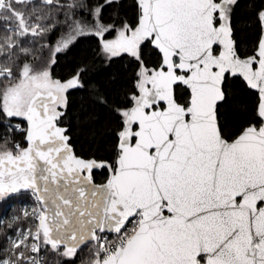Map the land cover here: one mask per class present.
Wrapping results in <instances>:
<instances>
[{"label": "snow or ice", "instance_id": "obj_1", "mask_svg": "<svg viewBox=\"0 0 264 264\" xmlns=\"http://www.w3.org/2000/svg\"><path fill=\"white\" fill-rule=\"evenodd\" d=\"M0 264H264V0H0Z\"/></svg>", "mask_w": 264, "mask_h": 264}]
</instances>
